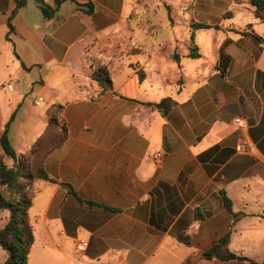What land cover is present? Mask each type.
Returning a JSON list of instances; mask_svg holds the SVG:
<instances>
[{"label": "crops", "instance_id": "1", "mask_svg": "<svg viewBox=\"0 0 264 264\" xmlns=\"http://www.w3.org/2000/svg\"><path fill=\"white\" fill-rule=\"evenodd\" d=\"M24 1L0 0V71L20 66L46 94L43 133L58 106L69 132L44 160L54 182L36 184L29 264L263 263L264 23L247 11L193 59L192 35L162 40L138 0ZM24 134L20 154L38 141ZM227 234L251 261L202 258Z\"/></svg>", "mask_w": 264, "mask_h": 264}, {"label": "trees", "instance_id": "2", "mask_svg": "<svg viewBox=\"0 0 264 264\" xmlns=\"http://www.w3.org/2000/svg\"><path fill=\"white\" fill-rule=\"evenodd\" d=\"M62 3L64 2H57L54 9L50 8L51 11L47 6H43L45 17L50 18L51 14L58 11ZM249 3L255 18L264 23V0H250ZM18 4L21 8L25 5V1L18 0ZM93 12L94 7L91 6L88 13L93 14ZM168 13L172 22L170 9H168ZM192 26L196 30H221L220 24L208 25L194 22ZM9 28L12 30L11 24H9ZM192 40L194 41V35ZM198 51V47L193 43L190 58H199ZM174 58L179 60L178 55H175ZM92 79L97 81L103 90H113V81L107 75L97 73L92 76ZM62 109V106L53 108L48 117L47 130L24 154L16 151L10 138V128L15 120V115L5 125V131L0 139L2 149L0 154V215L9 212L10 217L6 225L0 227V247L7 255L4 264H29L35 244V230L29 219V212L34 205L36 184L40 181L54 182L45 170L44 160L49 153L60 148L69 137L67 124L60 116ZM224 203L228 211L233 214V204L225 194ZM185 243L190 244L188 241ZM230 244L231 235L227 234L218 240L210 250L205 251L202 258L225 262L251 261L243 255L234 253Z\"/></svg>", "mask_w": 264, "mask_h": 264}, {"label": "rangeland", "instance_id": "3", "mask_svg": "<svg viewBox=\"0 0 264 264\" xmlns=\"http://www.w3.org/2000/svg\"><path fill=\"white\" fill-rule=\"evenodd\" d=\"M143 5V9L148 12L144 16L143 24L150 31L159 30L162 40L173 38L175 35L181 38L194 35L198 49H208L212 47L210 43L212 35L216 34L215 29L196 30L193 23H206L208 25L220 24L230 26L232 23L240 24L251 12L250 0H138ZM133 2H136L133 0ZM137 4V3H136ZM168 9L171 11L172 20L176 21L175 28L172 29ZM142 11L139 9L138 14ZM252 13V12H251ZM253 14V13H252ZM254 15V14H253ZM235 16L236 19L234 18ZM225 18H231L230 20ZM234 18V21H233ZM153 21V25L148 21ZM153 25V26H152ZM190 29H189V27ZM188 30V31H187ZM164 38V39H163ZM32 77L25 74L23 69L11 67L9 70L0 71V124H3L2 131H5V124L10 121L9 101L20 104V110L11 127L10 138L14 147L22 146L29 142H20L25 137V130L30 131L33 142L43 133V123L46 121L45 105L47 99L41 106L36 105L39 97H46L40 93V86L32 85ZM14 82V91L8 89V84ZM18 104V105H19ZM1 147V145H0ZM8 219L10 214L5 212ZM0 227H3L0 226ZM2 250V249H1ZM0 258H6V252H0Z\"/></svg>", "mask_w": 264, "mask_h": 264}, {"label": "built area", "instance_id": "4", "mask_svg": "<svg viewBox=\"0 0 264 264\" xmlns=\"http://www.w3.org/2000/svg\"><path fill=\"white\" fill-rule=\"evenodd\" d=\"M8 89H9L11 92L15 90V89H14V82H10V83L8 84ZM41 102H42V98H38V100L36 101V104H37V105H40ZM236 124L239 125V126H243V120H241V119H237V120H236ZM237 150H238V152H241V153H245V152H247V151H248V144H247V142L243 141V142L238 146V149H237ZM163 156H164L163 153L160 152V153L156 154V155L154 156L153 159L155 160V162L160 163V161L163 159ZM81 245H82L83 248L87 247V244H86V243H82Z\"/></svg>", "mask_w": 264, "mask_h": 264}]
</instances>
